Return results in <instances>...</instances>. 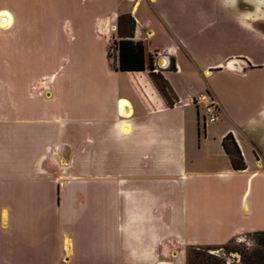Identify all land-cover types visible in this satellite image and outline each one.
I'll list each match as a JSON object with an SVG mask.
<instances>
[{"label": "crops", "instance_id": "obj_1", "mask_svg": "<svg viewBox=\"0 0 264 264\" xmlns=\"http://www.w3.org/2000/svg\"><path fill=\"white\" fill-rule=\"evenodd\" d=\"M119 40L152 71L116 70ZM257 231L264 0H0V264H186Z\"/></svg>", "mask_w": 264, "mask_h": 264}, {"label": "trees", "instance_id": "obj_2", "mask_svg": "<svg viewBox=\"0 0 264 264\" xmlns=\"http://www.w3.org/2000/svg\"><path fill=\"white\" fill-rule=\"evenodd\" d=\"M116 51H117V66L116 70L118 71H142L145 68L148 71H152V59L149 58L147 62L144 61L143 58V48L140 43H133L129 40H119L116 43ZM154 84L156 85L157 89L160 91V93L167 99L168 97V88L165 85V82L161 80L160 78H154L153 79ZM225 141V140H224ZM223 141V142H224ZM223 147L227 151V153L230 156L231 163L234 167L238 166V159H239V153L238 151H235V153H231L225 144L223 143ZM248 235H251L254 237L255 244L257 246L264 247V231H257L252 233H247ZM233 239L229 240L225 244L216 245V246H201V247H189L192 254L195 249L202 248L203 252H206L208 250H215L220 248H225L226 244H229ZM192 258V261H190V256H188V260H186L187 264H222L220 259H218L217 256L208 254H199L194 253ZM194 260V262H193Z\"/></svg>", "mask_w": 264, "mask_h": 264}, {"label": "rangeland", "instance_id": "obj_3", "mask_svg": "<svg viewBox=\"0 0 264 264\" xmlns=\"http://www.w3.org/2000/svg\"><path fill=\"white\" fill-rule=\"evenodd\" d=\"M112 48L113 47L111 46V49ZM111 49L109 52L110 56H112ZM255 240L254 237L246 233L236 236L229 244H226L223 249L220 248L203 252L202 248H198L190 255L191 251L187 248L186 260H188V256H190L189 260L192 261V255L194 253L204 255L208 253L217 256L222 264H264V247L257 246Z\"/></svg>", "mask_w": 264, "mask_h": 264}, {"label": "built area", "instance_id": "obj_4", "mask_svg": "<svg viewBox=\"0 0 264 264\" xmlns=\"http://www.w3.org/2000/svg\"><path fill=\"white\" fill-rule=\"evenodd\" d=\"M188 102L200 106L199 117L203 125L215 121L218 107L208 92L198 95L197 97L189 98Z\"/></svg>", "mask_w": 264, "mask_h": 264}, {"label": "water", "instance_id": "obj_5", "mask_svg": "<svg viewBox=\"0 0 264 264\" xmlns=\"http://www.w3.org/2000/svg\"><path fill=\"white\" fill-rule=\"evenodd\" d=\"M160 61H164L162 57H160V58L158 59V61H157L156 64H157V65H158V64L160 65V63H159ZM159 65H158V66H159Z\"/></svg>", "mask_w": 264, "mask_h": 264}]
</instances>
